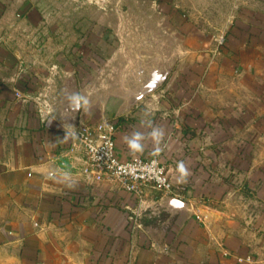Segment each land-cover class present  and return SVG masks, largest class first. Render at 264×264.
Listing matches in <instances>:
<instances>
[{
    "label": "crops",
    "instance_id": "obj_1",
    "mask_svg": "<svg viewBox=\"0 0 264 264\" xmlns=\"http://www.w3.org/2000/svg\"><path fill=\"white\" fill-rule=\"evenodd\" d=\"M223 36L222 44L192 42L173 94L143 97L146 84L115 87L102 75L94 88L80 90L84 108L77 121H94L95 96H101L102 116L117 124L121 160L149 156L177 130L175 105L189 114L181 121H197L202 132L212 123L214 132H262L264 140V6L251 18H237ZM229 79L239 84L213 100L218 83ZM25 101L7 103L8 120L22 130L13 134L24 145L20 155L7 145L13 155L0 159V201L21 202L20 214L0 225V264H264V144L246 147L261 153L246 169L248 184L258 185L251 199L262 208L247 210L243 223L238 211L194 210L183 193L149 185L129 190L117 179L94 178L84 171L83 149L69 144L68 130L78 122L33 116ZM226 121L232 125H221Z\"/></svg>",
    "mask_w": 264,
    "mask_h": 264
},
{
    "label": "rangeland",
    "instance_id": "obj_2",
    "mask_svg": "<svg viewBox=\"0 0 264 264\" xmlns=\"http://www.w3.org/2000/svg\"><path fill=\"white\" fill-rule=\"evenodd\" d=\"M262 5L264 0H0V159L9 154L7 145L17 155L24 145L23 137L14 135L21 133V125L13 126L7 118L8 102L26 99V113L75 123L84 108L80 90L94 88L102 75L115 86L129 82L147 89L153 84L152 92L143 89V97L173 94L192 42L220 44V36L237 18L259 14ZM235 84L230 79L218 83V96L213 91L212 99L219 102L222 88ZM95 97L94 121L78 122L77 127L112 121L102 116L101 96ZM175 108L177 130L149 154L162 159L172 183L170 193L160 191L179 197L183 193L194 210L202 205L238 211L245 223L247 210L262 208L251 199L258 185L248 184L246 169L260 160V152L249 153L246 147L263 145L262 132H214L212 123L209 132H202L197 121L183 123L181 118L189 114ZM237 123L238 128L243 124ZM75 128L68 130L69 144L79 148ZM20 212L21 202L0 201V225Z\"/></svg>",
    "mask_w": 264,
    "mask_h": 264
},
{
    "label": "built area",
    "instance_id": "obj_3",
    "mask_svg": "<svg viewBox=\"0 0 264 264\" xmlns=\"http://www.w3.org/2000/svg\"><path fill=\"white\" fill-rule=\"evenodd\" d=\"M218 42L222 44L224 36ZM116 126L114 122L102 121L92 125L82 123L73 130L72 135L86 155L84 171L96 179H117L129 190L149 185L170 193L172 183L156 155L119 159L114 141Z\"/></svg>",
    "mask_w": 264,
    "mask_h": 264
},
{
    "label": "clouds",
    "instance_id": "obj_4",
    "mask_svg": "<svg viewBox=\"0 0 264 264\" xmlns=\"http://www.w3.org/2000/svg\"><path fill=\"white\" fill-rule=\"evenodd\" d=\"M77 99H78V97H77ZM180 171L182 172V173H185V169L183 168V165L181 164L180 166ZM186 174V173H185Z\"/></svg>",
    "mask_w": 264,
    "mask_h": 264
},
{
    "label": "water",
    "instance_id": "obj_5",
    "mask_svg": "<svg viewBox=\"0 0 264 264\" xmlns=\"http://www.w3.org/2000/svg\"><path fill=\"white\" fill-rule=\"evenodd\" d=\"M127 84V83H129V82H124L123 84H120V85H124V84ZM150 85V84H149ZM153 85V84H152ZM112 86H115V85H112ZM115 87H117V86H115Z\"/></svg>",
    "mask_w": 264,
    "mask_h": 264
}]
</instances>
